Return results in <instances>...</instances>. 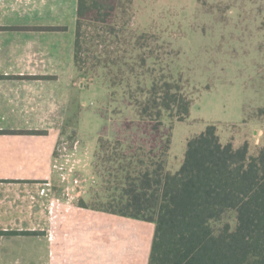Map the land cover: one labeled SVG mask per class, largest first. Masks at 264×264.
Here are the masks:
<instances>
[{"label":"rangeland","instance_id":"obj_1","mask_svg":"<svg viewBox=\"0 0 264 264\" xmlns=\"http://www.w3.org/2000/svg\"><path fill=\"white\" fill-rule=\"evenodd\" d=\"M133 11V36L144 37L141 52L148 55L143 71L134 67L139 51L124 34L116 66L76 68L81 97L63 130L62 146L70 149L78 142L84 160V169L70 178L77 183L66 193L68 204L77 208L101 210L125 200V174L119 162H103L109 153H99L98 141L112 142L114 125L135 116L136 108L124 100L132 102L129 94L142 98L136 94L138 85L146 90L153 78L181 81L192 101L185 121L162 117L171 126L166 156L171 172L179 169L188 139L207 125L216 127L223 144L246 141L253 153L264 146V0H133ZM94 45H88L89 54L98 58L104 46ZM84 221L91 227L101 223L104 238L114 224L102 215H85ZM133 224L132 236L149 238L154 231L152 225Z\"/></svg>","mask_w":264,"mask_h":264},{"label":"trees","instance_id":"obj_2","mask_svg":"<svg viewBox=\"0 0 264 264\" xmlns=\"http://www.w3.org/2000/svg\"><path fill=\"white\" fill-rule=\"evenodd\" d=\"M134 16L133 0H77L76 68L116 66L119 37L127 35L139 51L134 67L143 71L148 55L144 37L133 36ZM94 44L104 46L98 58L89 54ZM136 94L142 98L124 100L135 116L114 125L112 142L98 141L99 153H109L103 162H119L125 174V200L101 210L155 225L148 264H264V146L253 153L246 141L223 144L207 125L171 172V126L162 117L185 121L192 101L171 77L153 78L146 90L138 85Z\"/></svg>","mask_w":264,"mask_h":264},{"label":"crops","instance_id":"obj_3","mask_svg":"<svg viewBox=\"0 0 264 264\" xmlns=\"http://www.w3.org/2000/svg\"><path fill=\"white\" fill-rule=\"evenodd\" d=\"M76 9L77 0H0V264L149 261L154 224L68 204L70 178L84 169L79 143L62 146L81 97ZM85 215L114 222L106 238ZM133 222L154 231L132 236Z\"/></svg>","mask_w":264,"mask_h":264},{"label":"built area","instance_id":"obj_4","mask_svg":"<svg viewBox=\"0 0 264 264\" xmlns=\"http://www.w3.org/2000/svg\"><path fill=\"white\" fill-rule=\"evenodd\" d=\"M72 183H73V185H74V184H76V183H77V181L73 179V180H72Z\"/></svg>","mask_w":264,"mask_h":264}]
</instances>
